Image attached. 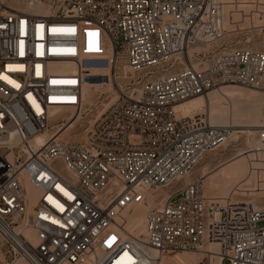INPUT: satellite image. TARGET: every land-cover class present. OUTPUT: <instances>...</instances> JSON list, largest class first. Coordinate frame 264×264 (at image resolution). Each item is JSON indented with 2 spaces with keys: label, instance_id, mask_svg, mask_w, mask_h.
Here are the masks:
<instances>
[{
  "label": "built area",
  "instance_id": "2783aa9c",
  "mask_svg": "<svg viewBox=\"0 0 264 264\" xmlns=\"http://www.w3.org/2000/svg\"><path fill=\"white\" fill-rule=\"evenodd\" d=\"M38 3L44 11L34 10ZM222 7L220 0H0L7 78L0 79V242L11 263L144 264L143 244L160 254L190 250L194 264H264L263 205L238 184L212 197L201 177L182 183L231 126L176 106L223 85L263 86L261 49L226 44L181 60L192 45L226 35ZM94 55L113 71L123 61L136 76L91 125L64 133L66 118L84 110V63ZM255 133L251 152L264 154V125ZM24 181L38 190L34 203ZM158 189L170 191L148 210L142 237L129 233L104 249L113 223L127 232L119 210Z\"/></svg>",
  "mask_w": 264,
  "mask_h": 264
},
{
  "label": "rangeland",
  "instance_id": "374dc122",
  "mask_svg": "<svg viewBox=\"0 0 264 264\" xmlns=\"http://www.w3.org/2000/svg\"><path fill=\"white\" fill-rule=\"evenodd\" d=\"M220 25L227 30L226 35L221 40L213 46L192 45L188 48V55L184 54L181 60L188 64V61L193 62L191 58L194 51L208 50L211 52L226 44L250 46L254 49L264 50V0H224ZM110 52L111 50L108 47L105 51V55H108V58L110 57ZM99 58L102 57L94 55L89 57V59L95 60L92 62L89 60L84 63L85 72L82 78L84 110L78 117L74 114L66 118L69 126L64 133H76L80 130V127L91 125L102 109L120 93V89L123 87L122 83L132 80L136 76V74L129 72L128 66L121 61L114 69L116 73V78L114 79V71L112 69L109 70L110 64H104L106 60L102 62ZM63 68L72 71L75 66L72 63H67L63 64ZM252 89L261 92V99L251 101L250 91ZM209 96L211 100L209 119L214 124L264 123V76L261 88L240 87V85L229 84L213 89ZM96 101L99 103L97 104ZM96 104L97 106H95ZM196 108L204 107L202 105L187 106L182 104L177 111L186 113ZM256 142V133H250L249 131L230 135L223 145L206 153L201 158L189 173L188 178L201 177L203 193L212 197L225 196L237 184L241 185L243 194L249 195L253 202L255 201L259 205L264 206V154L256 152L255 149L251 152V146ZM182 183H184V180H182ZM169 191L168 189L148 190L150 197L155 203L153 207L157 206L161 198L166 197ZM129 217V212L127 211L123 217L127 232L119 229L113 223L103 234L101 246L104 249L109 248L116 241L132 238L128 234ZM29 232L30 235L27 237L33 241L34 234L32 231ZM141 247L146 255L151 258L149 261L146 260L145 264H194L197 260L196 254L166 250L164 253L162 252V255L145 246ZM0 264H13L1 242ZM16 264L27 263L24 260H20ZM221 264H230V262L225 259Z\"/></svg>",
  "mask_w": 264,
  "mask_h": 264
},
{
  "label": "bare ground",
  "instance_id": "6f19581e",
  "mask_svg": "<svg viewBox=\"0 0 264 264\" xmlns=\"http://www.w3.org/2000/svg\"><path fill=\"white\" fill-rule=\"evenodd\" d=\"M222 2V4L224 5V0H220ZM223 8V7H222ZM34 10L36 11H44L45 10V5L42 4V3H38L37 5L34 6ZM201 51V50H199ZM188 52V51H187ZM194 52H197V51H194ZM186 55H188V53H185ZM191 58V57H190ZM223 86H227V85H223ZM223 86H220V87H223ZM240 87H243V86H240ZM219 87H216V88H213V89H217ZM209 90L206 94H203V95H197L195 97H191V98H188L182 102H180L177 106H176V109H178V107L182 104H186L187 106H196V105H202L204 108H196V109H192L190 110L189 112H186V113H181L179 112L180 114H189V113H193V112H197V111H201L203 110L206 114V116L208 117L209 119V114H210V111H211V108H210V104H211V100H210V92L213 90ZM261 92L258 91V90H254L252 89L250 91V99L251 101H256V100H259V98L261 99ZM117 97V96H116ZM115 97V98H116ZM103 110V109H102ZM74 115V114H73ZM78 117V116H77ZM209 121L211 123H213V121H211L209 119ZM94 122V121H93ZM214 124V123H213ZM217 124V123H215ZM221 124H224V123H221ZM227 125H230L231 126V134H237L239 132H244V131H249L250 133H255L256 130L255 129H258L259 126H262L264 125V123H256V124H241V125H235V124H230V123H226ZM255 130V131H254ZM43 135H38L37 138H36V141L39 143V142H42L43 140ZM188 175L189 173L183 178L184 180V183H186L187 181L191 180L188 178ZM202 181V179H201ZM25 182V185H26V193H27V196L30 200V202L34 203L37 196H38V190L35 189L34 187H31L27 181H24ZM201 187H202V184H201ZM142 198L140 201H136V202H132L130 204H128L126 207L124 208H121L119 210V215L116 217V220L117 222H120V219L123 218L126 214V212L128 211L129 212V226H128V232L132 235H136V236H139V237H142V235L144 234V222H145V218H146V210H149L151 209V207L153 208L154 206V202H153V199L150 197L149 193H148V190L147 191H144L142 193ZM168 196V195H167ZM161 198L159 204H161L166 198ZM158 204V205H159ZM157 205V206H158ZM156 207V206H155ZM148 212V211H147ZM126 218V217H125ZM128 220V219H127ZM128 224V223H127ZM29 231H32V230H27L26 231V235L29 236L30 235V232ZM29 232V234H28ZM33 232V231H32ZM31 232V233H32ZM128 233V234H129ZM34 234V233H33ZM141 246H144L143 244H141ZM142 248V247H141ZM148 249H151V250H154L152 248H149V247H146ZM172 251H180V252H186V253H191V254H196L190 250H172ZM157 252V251H156ZM159 253V252H157ZM164 253V251H163ZM160 254V253H159ZM162 254V253H161ZM163 255V254H162ZM149 261L151 260V258H147V256L143 259V263L145 261ZM190 260V259H189ZM188 260V262H189ZM20 261V260H19ZM184 262V261H183ZM17 263V262H16ZM16 263H13V264H16ZM27 263V262H26ZM187 263V262H186ZM145 264V263H144ZM219 264V263H218Z\"/></svg>",
  "mask_w": 264,
  "mask_h": 264
},
{
  "label": "snow or ice",
  "instance_id": "6c2138e0",
  "mask_svg": "<svg viewBox=\"0 0 264 264\" xmlns=\"http://www.w3.org/2000/svg\"><path fill=\"white\" fill-rule=\"evenodd\" d=\"M41 27H43V26H41ZM52 31L53 32H64V31L72 32L74 30L73 29H53ZM21 55H23V51H21ZM0 79H7V78L0 76ZM9 82L12 83L14 86L18 87V85H16L14 81H9Z\"/></svg>",
  "mask_w": 264,
  "mask_h": 264
}]
</instances>
